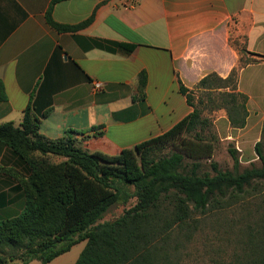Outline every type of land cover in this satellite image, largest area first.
<instances>
[{
    "label": "crops",
    "instance_id": "obj_1",
    "mask_svg": "<svg viewBox=\"0 0 264 264\" xmlns=\"http://www.w3.org/2000/svg\"><path fill=\"white\" fill-rule=\"evenodd\" d=\"M53 1L0 0V81L7 97L0 123L19 126L30 106L46 138L74 131L89 152L117 155L164 134L193 111L180 82L194 89L210 73L228 77L240 67L243 49L264 56V0H57L56 22L92 18L76 32L47 23ZM256 55L248 56L258 62L238 75L237 91L249 98L246 125L233 128L219 118L226 138L249 157L264 126V59ZM6 170L28 174L25 162L0 143V219L25 207L23 190ZM67 253L48 264H75V257L61 260Z\"/></svg>",
    "mask_w": 264,
    "mask_h": 264
},
{
    "label": "trees",
    "instance_id": "obj_2",
    "mask_svg": "<svg viewBox=\"0 0 264 264\" xmlns=\"http://www.w3.org/2000/svg\"><path fill=\"white\" fill-rule=\"evenodd\" d=\"M56 2L47 13V23L56 31L76 32L92 21L89 18L77 25L56 22L51 16ZM241 52L240 67L258 62L253 57L245 59L256 54ZM240 67L226 78L210 73L194 89L180 82V92L193 111L164 134L117 155L84 150L74 131L58 139L46 138L41 133V118L30 106L19 126L0 123V143L28 168L27 175L6 170L23 190L25 207L17 217L0 219V264L35 260L48 264L84 241L75 264H180L182 242L174 239L176 233L196 228L194 222L198 224L199 218L214 211L238 207L255 183L264 182L261 141L255 144L261 166L250 163L242 168L239 152L230 149L232 170H222L216 162H211L213 173L202 170V161L212 158L215 146L205 134L211 120L194 103L195 91L205 90L214 108L227 111L231 127L243 128L249 98L237 91ZM146 80L142 73L141 92ZM0 101H7L1 81ZM262 198L254 220L238 231L241 251L235 253L234 261L220 264H264V195ZM119 205L125 207L121 216L101 222ZM235 225L232 221L228 228L233 230Z\"/></svg>",
    "mask_w": 264,
    "mask_h": 264
},
{
    "label": "rangeland",
    "instance_id": "obj_3",
    "mask_svg": "<svg viewBox=\"0 0 264 264\" xmlns=\"http://www.w3.org/2000/svg\"><path fill=\"white\" fill-rule=\"evenodd\" d=\"M246 58L252 57L246 55L245 59ZM204 92L206 91H195L194 103L202 110L203 115L211 120V125L206 128L205 134L208 139L213 140L215 150L211 159H204L202 161V170L213 173L211 162L218 163L222 170H232L234 167V160L229 150L236 149L235 141L226 138L229 131H227V127L220 126V122L222 121L219 120L221 116H226L228 119L227 111L223 108H214L211 100L204 95ZM260 141L262 142V149L264 151V126ZM169 151L170 148L166 149L165 152L168 153ZM250 151L252 153L251 157L247 156L245 152L241 153L238 151L242 168L249 167L250 163L261 166V162L255 151V144H252L249 152ZM263 195L264 182H257L251 194L248 195L244 202L238 207L231 208L225 212L214 211L207 216L199 218L198 220L200 222L197 220L198 224L194 222L195 224L193 225H196V228H192L191 230L184 229L180 231L181 233H176L174 239L178 242H182L179 248L181 258L180 264H220L221 262L230 263L234 261L235 253L241 251V245H239V241H237L240 236L238 231L244 223L247 224L254 220L255 209L258 208L257 206L261 203ZM124 208V205L111 208L101 222H108L118 218L123 214ZM250 212L252 215H250ZM21 214L22 212L11 214L10 217H17ZM239 220H241L240 223H238ZM232 221L236 222L233 230L228 228V224ZM190 235L191 237L186 239V237ZM223 237H225L224 242L223 240L221 241ZM227 237L232 238L230 242ZM85 245L86 242L76 244L61 260H65L67 257H75V261L78 259ZM35 264L41 263L37 261Z\"/></svg>",
    "mask_w": 264,
    "mask_h": 264
},
{
    "label": "built area",
    "instance_id": "obj_4",
    "mask_svg": "<svg viewBox=\"0 0 264 264\" xmlns=\"http://www.w3.org/2000/svg\"><path fill=\"white\" fill-rule=\"evenodd\" d=\"M100 88H101V87H100L99 84H96V85L94 86V90H95V91H98Z\"/></svg>",
    "mask_w": 264,
    "mask_h": 264
}]
</instances>
